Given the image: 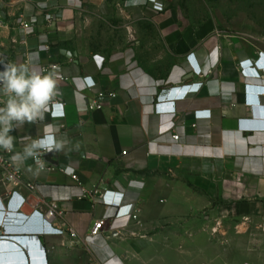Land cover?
I'll return each mask as SVG.
<instances>
[{"label":"crops","instance_id":"1","mask_svg":"<svg viewBox=\"0 0 264 264\" xmlns=\"http://www.w3.org/2000/svg\"><path fill=\"white\" fill-rule=\"evenodd\" d=\"M166 3L0 0V74L26 63L37 72L56 65L66 78L58 80L61 95L54 98L64 116L49 108L43 121L17 125L9 133L13 154L47 124L68 141L62 151L43 155L46 165L65 173L37 174L29 158L13 164L21 173L13 188L0 170V197L15 190L13 206L20 197L29 204L8 211L0 201L9 231L0 243L17 255L7 264H39L31 258L37 252L45 253L46 264H228L225 252L212 260L207 248L181 254V242L197 247L211 219L264 220V45L252 35L181 25L180 14L156 11ZM20 16L34 20L26 35ZM100 21L123 23V30H108L117 38L104 46ZM6 99L0 92V107ZM94 101L102 110L87 109ZM165 103L173 114L155 112ZM93 191L99 198L122 194L136 220L115 219L116 209L94 203ZM49 203L60 212L53 227L72 230L75 238L37 235V229L52 231L30 205L44 214ZM98 220L105 226L91 239ZM255 229L242 264H264V223Z\"/></svg>","mask_w":264,"mask_h":264},{"label":"rangeland","instance_id":"2","mask_svg":"<svg viewBox=\"0 0 264 264\" xmlns=\"http://www.w3.org/2000/svg\"><path fill=\"white\" fill-rule=\"evenodd\" d=\"M166 2V7L158 6L156 11L180 14L183 19L181 25L195 27L206 25L219 31L252 35L259 38L264 45V0H166ZM142 28L150 29L147 26ZM99 29L106 32L98 39L100 45L104 46L117 38L108 34V30H123V23L100 21ZM260 223H264V220L238 218L219 222L211 219L197 247L184 241L181 242L179 250L183 254L195 252L197 248L201 250L207 248L209 249L207 255L212 260L218 257L221 251L226 253L228 264H242L249 261L247 254L251 253L248 249L253 248L252 235ZM243 224H247L248 227ZM207 243L210 244V248L207 247ZM214 264H219L218 260Z\"/></svg>","mask_w":264,"mask_h":264},{"label":"clouds","instance_id":"3","mask_svg":"<svg viewBox=\"0 0 264 264\" xmlns=\"http://www.w3.org/2000/svg\"><path fill=\"white\" fill-rule=\"evenodd\" d=\"M141 2L142 0H131L133 5ZM58 80L59 73L56 66L42 73L30 69L26 63L13 64L7 72L0 74V92L7 98L4 106L0 107V149L13 152L15 138L9 133L16 129L17 125L23 126L26 123H37L45 119L50 104L54 102L55 97L61 95ZM54 106L56 111L52 115L62 117V105L55 103ZM58 132V128L47 124L42 136L35 139L25 137L24 139L30 142L25 144L22 152H15L12 155L13 164L20 167L31 158L37 165L35 172L38 174L46 163L41 156L53 151H62L68 144L67 139L57 138ZM6 210H15L12 200ZM0 230L4 232V236H7L5 233H9L2 224Z\"/></svg>","mask_w":264,"mask_h":264},{"label":"built area","instance_id":"4","mask_svg":"<svg viewBox=\"0 0 264 264\" xmlns=\"http://www.w3.org/2000/svg\"><path fill=\"white\" fill-rule=\"evenodd\" d=\"M51 20L52 19L49 18L48 22L51 23ZM33 23H34L33 19L31 21H26L23 19L22 16H20L19 28L26 35L27 32L32 28ZM4 26H5V17L3 15V13H0V30ZM190 57H191V55L188 56V58L190 59V61H189L190 67L192 68L193 72L196 75L201 76L202 75V69L197 64H195L193 59H191ZM52 66H56V65H51L48 67H42L41 68L42 73H46L47 71H50ZM56 67H57V71H58L59 68H58V66H56ZM65 79L66 78H64L62 75L59 74V80H65ZM111 96H113V95H111ZM99 97L102 98L103 95L101 94V95H99ZM55 103H58V102L54 101L52 104H50L49 108L51 111H54L56 109L54 106ZM60 105H62V112H63V106L64 105L63 104H60ZM102 108H103L102 104H100L99 102H96V101L88 104V106H87V109L89 111L102 110ZM174 111H175V108L173 106H171V103L156 104L155 105V112L156 113L173 114ZM63 116H64V114H63ZM172 139L177 141L179 139V137L173 136ZM12 154H13V152H7L4 149H0V170H2V172L4 173L3 181L6 184L11 185L13 188H17L21 184V173H20L19 169L15 168L13 165V162L11 160ZM45 154H47V153H45ZM41 159L43 160V155L41 156ZM34 164H35V161H34ZM35 166L37 167L36 164H35ZM56 170L61 172V173H65L64 169H55V168H52L46 164L44 166V169L41 171L54 172ZM71 179L74 181H77L76 175L72 174ZM26 187L31 192H34V190H35V186L33 184H28V185H26ZM81 194L85 195V191L81 190ZM90 196L92 197L94 203L103 204L107 207H111V208L116 209L115 219L136 220V218H137V216L132 215L133 205L124 204L125 197L122 194H113L112 197H110L109 193H105V195L102 198H99L96 196V191H93L92 193H90ZM18 197H19V195L15 190H9L4 198L0 197V201L3 202V206L5 207V210H6V207L9 204V202L11 200L16 201V199H18ZM25 205H29V204L27 203L25 198L20 197V200H18L17 204H15L13 206V208L17 209V210H22ZM30 207L32 209V216L39 214L40 218L43 219L44 223L52 231V232H48V231H45L42 229H37L35 232L37 234H39V236H47V235L62 236L64 234H68L72 238L76 237L75 232L72 230L68 231V233H65L64 231H62L60 229H55L53 227L55 218L58 215H60V212L58 211L57 205H55V203H49L47 205V211L44 214L39 213L37 211V205L36 204L30 205ZM9 215H12V214H9ZM0 224H2L1 220H0ZM104 226H105V220H98L95 223V225L90 229L89 238L95 239V238L99 237L103 231ZM0 235L4 236V232H2L1 230H0ZM31 258H34L36 262L39 261V264H46L45 253H44V258L40 255L39 252L36 253V257L31 256Z\"/></svg>","mask_w":264,"mask_h":264},{"label":"water","instance_id":"5","mask_svg":"<svg viewBox=\"0 0 264 264\" xmlns=\"http://www.w3.org/2000/svg\"><path fill=\"white\" fill-rule=\"evenodd\" d=\"M21 244H25V241L20 240ZM12 246L0 243V263L1 264H7V263H13L15 259L17 258V255L13 252L14 250Z\"/></svg>","mask_w":264,"mask_h":264}]
</instances>
